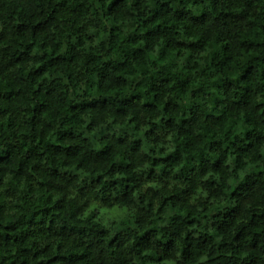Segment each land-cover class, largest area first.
I'll return each instance as SVG.
<instances>
[{"label": "trees", "instance_id": "trees-1", "mask_svg": "<svg viewBox=\"0 0 264 264\" xmlns=\"http://www.w3.org/2000/svg\"><path fill=\"white\" fill-rule=\"evenodd\" d=\"M0 264H264V0H0Z\"/></svg>", "mask_w": 264, "mask_h": 264}, {"label": "rangeland", "instance_id": "rangeland-1", "mask_svg": "<svg viewBox=\"0 0 264 264\" xmlns=\"http://www.w3.org/2000/svg\"><path fill=\"white\" fill-rule=\"evenodd\" d=\"M101 219L107 224L111 220L127 219L129 213L124 208L100 209Z\"/></svg>", "mask_w": 264, "mask_h": 264}]
</instances>
